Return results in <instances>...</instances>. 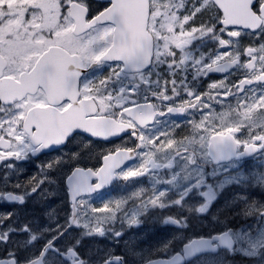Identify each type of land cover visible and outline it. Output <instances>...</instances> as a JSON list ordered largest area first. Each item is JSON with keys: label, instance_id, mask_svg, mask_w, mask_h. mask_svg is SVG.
Listing matches in <instances>:
<instances>
[{"label": "flooded vegetation", "instance_id": "af4514ba", "mask_svg": "<svg viewBox=\"0 0 264 264\" xmlns=\"http://www.w3.org/2000/svg\"><path fill=\"white\" fill-rule=\"evenodd\" d=\"M206 1L212 5V0ZM88 2L93 14L108 5L95 0ZM192 3L193 0H187L188 6ZM163 4L164 0H150L147 46L142 49L144 36L131 43L133 52H128L129 58L140 56L139 66L97 61L79 80L81 87L102 78L108 80L105 87L90 93L106 98L96 102L93 108L96 115L87 121L101 138L81 134L63 145L39 151L26 149L20 159L0 161V264L150 262H132L119 252L109 257L90 255L80 247L86 228L69 223L73 212L69 184L76 166L87 172L93 189L78 198L77 219L84 225V215L88 221L95 209L100 210L106 200L111 201L110 194L118 186L144 183L147 192L142 199H153L159 185L169 183L168 178L173 177L168 173H182L179 171L182 163L187 167L183 170L186 173H253L256 163H264V52L260 43L244 38L249 35L248 29L233 28L226 21L225 28L242 33L232 38L230 45L219 44L218 35L225 40L229 38L218 27L215 33L178 48L187 39L190 25L181 29L177 21L168 27ZM157 12L161 14L156 15ZM204 21L203 12L193 23ZM225 67L226 71L217 70ZM7 107L11 109L12 105ZM110 128L122 129V134L102 138ZM69 152L79 156L76 163L70 160L68 172L61 177L30 172L32 168L40 169L43 160L50 156L64 157ZM26 169L29 173H24ZM49 188L58 189L59 194L48 197ZM168 222L177 228L183 226L181 220L169 218ZM139 228L138 221L124 235L134 236ZM232 231L221 227L210 232L200 225L193 230L188 243ZM11 236L24 242L17 247L13 243L11 247L7 242ZM70 236L75 237L72 243L65 244V238ZM217 243L227 247L224 242ZM184 247L185 244L181 251L166 258L182 254ZM69 248L77 253L73 259L67 257ZM221 252L229 250L223 248Z\"/></svg>", "mask_w": 264, "mask_h": 264}, {"label": "snow or ice", "instance_id": "6c2138e0", "mask_svg": "<svg viewBox=\"0 0 264 264\" xmlns=\"http://www.w3.org/2000/svg\"><path fill=\"white\" fill-rule=\"evenodd\" d=\"M205 3L206 0H199V3L193 0L188 6L187 0H164L163 7L167 12L163 15L169 22L168 27L177 21L181 29L190 25L186 30L187 39L178 44V48L187 47L193 39L215 33L217 27L229 38L216 37L222 47L242 35L237 30L225 28L224 13L215 0H212L211 8H206ZM247 9L255 18L254 22L228 23L233 28L247 27L248 34L255 32L254 38L259 39L264 36V0H250ZM205 11L209 13V19L200 24L193 23ZM125 22L126 12L121 0H110L95 14L88 0H29L13 7L8 3L0 6V113H4L0 116V161L20 159L26 149L39 151L63 145L81 134L101 138L87 121L96 115L93 111L96 102L106 98L90 93L105 87L108 80L102 78L83 87L79 80L97 61L101 64L106 60L116 61L121 66L142 63L140 56L129 58ZM260 48L264 49V41ZM217 70L226 71L227 67ZM8 104L12 105L11 109ZM121 134L122 129L110 128L102 138ZM71 156L78 159L79 154L72 153ZM91 191L89 175L76 166L69 184L73 207L71 225L88 228L77 219V202L81 195ZM79 203L84 201L79 200ZM91 231L102 235L104 229L96 227ZM48 247H52L51 244ZM76 256V251L69 248L67 257L73 259Z\"/></svg>", "mask_w": 264, "mask_h": 264}, {"label": "rangeland", "instance_id": "374dc122", "mask_svg": "<svg viewBox=\"0 0 264 264\" xmlns=\"http://www.w3.org/2000/svg\"><path fill=\"white\" fill-rule=\"evenodd\" d=\"M20 2L29 0H0V6L8 3L13 7ZM205 7L211 8L208 1ZM204 13L208 20L209 13ZM254 37L246 35L244 38L260 44L264 41V36ZM72 153H65L64 157L50 156L43 160L40 169L32 168L30 172L63 175L68 172L70 160L72 163L77 161L72 158ZM186 169L182 163L179 169L182 173H168L173 177L168 178L169 183L159 185L153 199H142L147 192L144 183L118 186L110 194L111 201L106 200L102 209H95L88 221L84 215L88 228L80 247L90 255L101 257H109L119 251L129 261L145 263L181 251L194 235L193 230L200 225L210 232L224 227L233 230L234 253L210 254L189 264H264V163H256L253 173H186L183 171ZM24 173L29 172L26 169ZM152 184L155 185L154 180ZM58 194V189L49 188L47 191L48 197ZM133 202L137 205H130ZM169 218L181 220L182 228L168 222ZM138 221L141 223L139 232L134 236L124 235ZM96 227L104 229L102 235L91 231ZM74 238H65L64 243L71 244ZM7 242L11 247L13 243L17 247L24 241L11 236Z\"/></svg>", "mask_w": 264, "mask_h": 264}, {"label": "water", "instance_id": "95a60500", "mask_svg": "<svg viewBox=\"0 0 264 264\" xmlns=\"http://www.w3.org/2000/svg\"><path fill=\"white\" fill-rule=\"evenodd\" d=\"M233 1L235 0H216V3L219 4L222 10L225 12L227 22L228 21L235 22L237 19H239L240 21H248L250 18L248 17L247 10L244 8L245 7L244 3L247 4L248 0H239L241 6H243V7H240V9H236L235 7H233ZM112 180L113 179H111V182ZM216 240L224 242L225 244H227V246L230 249H232L234 246L233 245L234 242L230 238L229 233L216 236L213 239L196 240L190 243L189 245L185 246L186 259L189 261L203 253L217 252L218 247L211 246L213 242ZM183 263H184L183 257L181 256V254H177L169 260H156L148 264H183Z\"/></svg>", "mask_w": 264, "mask_h": 264}, {"label": "bare ground", "instance_id": "6f19581e", "mask_svg": "<svg viewBox=\"0 0 264 264\" xmlns=\"http://www.w3.org/2000/svg\"><path fill=\"white\" fill-rule=\"evenodd\" d=\"M244 212H245V211H244ZM244 212H243V213H244ZM244 216H245V215H244ZM116 252H117V251H116ZM118 252H119V251H118ZM120 253H121V252H120ZM137 256H138V255H137ZM137 258H138V257H137ZM140 258H141V257H140Z\"/></svg>", "mask_w": 264, "mask_h": 264}]
</instances>
